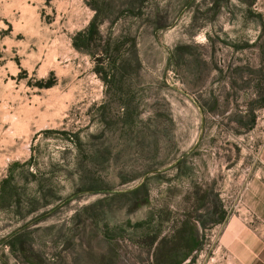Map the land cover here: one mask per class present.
<instances>
[{
    "label": "rangeland",
    "instance_id": "1",
    "mask_svg": "<svg viewBox=\"0 0 264 264\" xmlns=\"http://www.w3.org/2000/svg\"><path fill=\"white\" fill-rule=\"evenodd\" d=\"M97 1L82 50L93 0H0V263L223 264L258 224L264 0Z\"/></svg>",
    "mask_w": 264,
    "mask_h": 264
},
{
    "label": "crops",
    "instance_id": "2",
    "mask_svg": "<svg viewBox=\"0 0 264 264\" xmlns=\"http://www.w3.org/2000/svg\"><path fill=\"white\" fill-rule=\"evenodd\" d=\"M259 165L263 175L253 177L245 193V200L258 224H238L236 218L229 219L222 235L226 239V245L222 246L227 249V258L223 264H264V148L259 155ZM11 237V234H5L0 247L6 248ZM0 264H5L3 257Z\"/></svg>",
    "mask_w": 264,
    "mask_h": 264
},
{
    "label": "trees",
    "instance_id": "3",
    "mask_svg": "<svg viewBox=\"0 0 264 264\" xmlns=\"http://www.w3.org/2000/svg\"><path fill=\"white\" fill-rule=\"evenodd\" d=\"M93 4L92 7L95 10V15L93 16L92 20L90 21L88 27L85 29L84 32L79 33L78 37L82 36V38L84 37V40H81V42L78 40H75V46L79 49L85 50L84 48H86L87 50L90 49V46L92 45L93 41H95L96 38H101L100 32L98 30V25L99 22L101 21L104 9H102L97 0H93ZM78 39V38H77ZM90 51V50H89ZM92 52V51H91ZM93 53V52H92ZM100 71V70H98ZM12 180V176H8L7 178L3 179L0 183V201L2 199H4L3 197V193L6 191V188L8 187L10 181ZM16 199V198H15ZM33 202V200H31V203ZM16 205L17 209V220L15 221V230L12 232V237L11 239H9L8 243L11 245L13 243H15L19 238H18V234L20 232H22V230L27 227L26 224H22V219H23V215L21 212V202L20 200H14V196H13V201L11 200V204L12 205ZM37 208H32L30 211H34ZM190 251H193L197 246H198V242L196 240V236H195V231L194 229L191 231L190 230Z\"/></svg>",
    "mask_w": 264,
    "mask_h": 264
}]
</instances>
